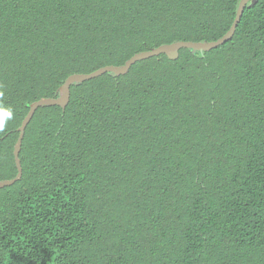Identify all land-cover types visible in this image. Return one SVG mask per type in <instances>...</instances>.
Wrapping results in <instances>:
<instances>
[{"label": "trees", "instance_id": "1", "mask_svg": "<svg viewBox=\"0 0 264 264\" xmlns=\"http://www.w3.org/2000/svg\"><path fill=\"white\" fill-rule=\"evenodd\" d=\"M240 0H0V182L68 76L217 40ZM0 188V264H264V0L233 36L69 87Z\"/></svg>", "mask_w": 264, "mask_h": 264}, {"label": "water", "instance_id": "2", "mask_svg": "<svg viewBox=\"0 0 264 264\" xmlns=\"http://www.w3.org/2000/svg\"><path fill=\"white\" fill-rule=\"evenodd\" d=\"M249 1L250 0H240L239 1L235 17L233 19V22H232L230 28L228 29V31L223 36H221L217 40H212V41H207V42L175 41L172 43H166V44H162L156 48H153L151 50L141 51V52L134 54L128 60H126V62L123 65H121L120 67H117L114 65H107V66L100 67L99 69L92 71L90 73L72 74V75L68 76L67 79L63 82V84L59 87V95L56 98L44 97V98H41L39 100L32 102L30 104L29 111L27 112L26 116L24 117V119L21 122V125L18 128L19 137H18L16 146L14 148V159H15V163H16V167H17V174L15 177H13L9 180L1 181L0 182V188L13 184L22 174V166H21V162L19 159V151L21 148L25 128H26L28 122L33 117L34 112L36 111V109L39 106H41V105H59L64 110L65 107L67 106L68 102H69V87L72 83L80 82V81H84V80L93 78L99 74L106 72V71L113 72V75L125 74L129 70L131 65L140 59L148 58V57H151L154 55H159L161 53H165L170 59H176L179 56V49L182 47L190 48L193 53H195L197 51L210 50L211 48H214V47L224 43L225 41H227L228 39H230L233 36L235 29L237 27V24H238L242 14H243L244 8Z\"/></svg>", "mask_w": 264, "mask_h": 264}, {"label": "clouds", "instance_id": "3", "mask_svg": "<svg viewBox=\"0 0 264 264\" xmlns=\"http://www.w3.org/2000/svg\"><path fill=\"white\" fill-rule=\"evenodd\" d=\"M3 92L0 91V96H3ZM15 116L14 109L4 103H0V133L7 129L9 121L13 120Z\"/></svg>", "mask_w": 264, "mask_h": 264}]
</instances>
